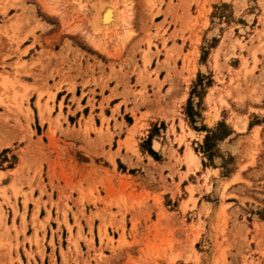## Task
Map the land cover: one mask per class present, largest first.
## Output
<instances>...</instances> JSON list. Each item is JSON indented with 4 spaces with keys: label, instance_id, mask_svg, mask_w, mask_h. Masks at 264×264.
<instances>
[{
    "label": "rangeland",
    "instance_id": "374dc122",
    "mask_svg": "<svg viewBox=\"0 0 264 264\" xmlns=\"http://www.w3.org/2000/svg\"><path fill=\"white\" fill-rule=\"evenodd\" d=\"M0 73V264H264V0H0Z\"/></svg>",
    "mask_w": 264,
    "mask_h": 264
},
{
    "label": "crops",
    "instance_id": "0c3cea01",
    "mask_svg": "<svg viewBox=\"0 0 264 264\" xmlns=\"http://www.w3.org/2000/svg\"><path fill=\"white\" fill-rule=\"evenodd\" d=\"M77 89H78V87H76V90ZM90 90H92L91 86L90 87H85L83 89V92L85 93V98L86 97L87 98L90 97V95H88ZM61 91L64 92L65 91V87ZM95 91H96V93L99 94V92L97 90H95ZM106 93H107L106 91L103 93L104 97L108 96V94H106ZM117 93L118 94L115 97H112L111 100H113L114 98H119L120 97V95H119L121 93V88L120 87L117 88ZM67 96H68V93L64 95L65 99H66ZM94 99L97 100L95 97H94ZM119 103L122 106V102H119ZM114 105H116V104H114ZM96 106H97V104H96ZM57 108H58V105L56 104L55 111L57 110ZM52 116H53V114H52ZM179 126H180L179 123L175 122V129H176L177 135L180 134V130H179L180 127ZM111 131H112V127H111ZM172 132H173L172 129L168 128L167 132L163 134V136L160 138V140H154V142L159 144V146H160L159 148L162 149V151L165 154V156H167V158H166L167 160H165L163 162V164L159 165L161 170H162V175L158 174V176H155V180H154L155 182L153 181L152 178H150L146 174V172L144 174H142V172H136V174L125 173V174H122L123 177L121 178L126 183H131L132 190L131 191L127 190L125 192V194L126 195L127 194H132L135 198H137V200L143 199L144 201H147L146 202L147 205L145 206V208L147 206H149L151 214H156V217H157V214L159 213V211L161 209H164V210H166V212L170 213V211L165 206L166 198H168L169 200L172 199L174 201V199H178L179 196L183 192L185 193V191L187 190V186H184V188H183V185L185 184L186 181L189 180V177H190V175H186L185 177L180 179L181 176H180L179 173H172V170L176 171L178 166H175L172 169V166L174 165V160L169 159V155L166 152V150L168 149V146H166V144L163 143V141L165 142L168 139H172V136H173ZM185 132H186V130H185ZM177 135H175L174 138H176ZM128 137H129V135L127 134V130H125L123 128L122 129V133H121V137L119 138V140L121 142H125ZM115 138H116V136L113 137V139H115ZM136 139H137V137H136ZM103 150L104 151H108L109 150L108 142L105 143V146L103 147ZM117 150H118V147H116V148L111 147L110 148V151L112 153L116 152ZM100 154H102V153L99 152L98 155H100ZM122 156L130 158L133 163L137 162L136 156L132 155L131 152L127 151L125 145H121L120 146V150L117 153V157L116 158H118V157L122 158ZM140 164L141 163H138V165H136L134 167H140V166L142 167L143 165H140ZM143 164H145V161L143 162ZM109 167L111 168L112 166H109ZM142 169H143V167H142ZM165 187H166V189H165ZM155 197H157L159 199V202H160L159 205H155V202H154ZM185 197H188V195L185 194ZM99 208H103V206L100 205ZM142 208H143V206L140 207V209H142ZM109 209L113 213L117 212V208L116 207H111ZM137 209H139V207H135L133 210L137 211ZM40 215H39V219L41 218ZM142 222L143 221H140V225H141L139 227L140 229H141V227H143L142 226ZM47 231H48V228H47ZM150 236L153 237V232L152 231L148 232V236L147 237H150ZM143 244H144V246L139 248V251L142 252L140 254L141 257H143V255H146L145 250H144V248L146 246L145 245L146 242H144ZM46 260H50V257H43L42 259H41V257H34V261L36 263H38V264H44V261H46ZM30 263L33 264L34 263L33 260H31Z\"/></svg>",
    "mask_w": 264,
    "mask_h": 264
},
{
    "label": "bare ground",
    "instance_id": "6f19581e",
    "mask_svg": "<svg viewBox=\"0 0 264 264\" xmlns=\"http://www.w3.org/2000/svg\"><path fill=\"white\" fill-rule=\"evenodd\" d=\"M103 8H105V10H103V11H105V14H103L104 15V19H102V20H104L105 22H107V21H112L113 20V18H114V16H113V9H112V7H110V6H103ZM102 10V9H101ZM98 17H100V16H98ZM100 19V18H99ZM115 19V18H114ZM103 21V23H101V24H104L105 22ZM110 23H112V22H110ZM105 25V24H104ZM1 74V73H0ZM6 74V73H5ZM22 84V83H21ZM189 156H190V158L191 159H194L195 158V156H194V154H193V152L192 151H190L189 152Z\"/></svg>",
    "mask_w": 264,
    "mask_h": 264
}]
</instances>
